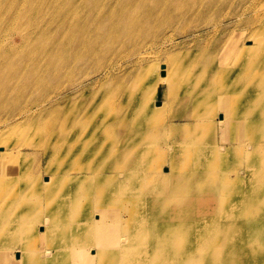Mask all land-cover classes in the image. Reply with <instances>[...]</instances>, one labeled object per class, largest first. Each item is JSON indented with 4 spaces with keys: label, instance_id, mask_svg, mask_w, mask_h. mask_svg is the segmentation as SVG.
Listing matches in <instances>:
<instances>
[{
    "label": "bare ground",
    "instance_id": "6f19581e",
    "mask_svg": "<svg viewBox=\"0 0 264 264\" xmlns=\"http://www.w3.org/2000/svg\"><path fill=\"white\" fill-rule=\"evenodd\" d=\"M32 1L0 0L10 4L0 10V33L22 31L24 24L32 50L23 53L22 46L20 51L0 39V128L6 129L0 133L5 138L0 141V264H223V258L232 264H264V69L260 67L264 61L255 67L251 56L253 51L264 58V38L257 41L260 32L252 36L250 48L236 51L229 46L234 54L229 65L223 58L226 41L217 40L202 47L208 58L198 67L189 62L180 66L184 72L161 69L152 81H134V88L121 91L126 109L119 117L88 116L81 114L80 106L74 115L56 114L52 126L45 125L38 135L36 131L30 138L20 135L23 128L31 132L34 119L48 113L62 92H52L44 82H69L62 64L67 62L58 58L57 51L67 50L74 56L68 58L81 65L90 58L88 68L106 79L111 74L107 70L121 61L117 65L109 61L105 67L100 62L120 54L121 48H139L158 38L161 46L172 44V32L189 15L210 16L212 24L203 27V36L217 35L226 31L223 19H239L256 0H147L149 5L144 0H38L41 5L30 8ZM46 17L54 25L42 30L50 31L49 36H35L33 27L41 26ZM236 55H250V76L245 72L247 63L236 60ZM143 57L139 51L131 60ZM221 72L226 74L221 77ZM149 73L145 70L142 75ZM87 74L86 69L83 78ZM241 75L251 87L234 94L245 109L218 115L220 137L206 120L208 109L205 114L174 111L161 129L154 128L166 106L171 111L176 101L188 99L200 107L213 99L210 92L189 99L185 89L180 100L165 99L163 84L176 87L184 77L189 88L206 87L216 93L225 84L234 85ZM19 78L26 86L12 84ZM154 83L164 99L150 112ZM36 91L42 99L28 107L26 100L39 97L34 96ZM222 100L214 99L211 112ZM256 112L260 117L248 121L247 115ZM144 114L142 133L135 140L132 122ZM245 123L248 131L232 136L231 131ZM171 125L180 127L181 133ZM196 127L205 136L202 142L189 131ZM113 129L118 130L113 134ZM12 139H19V144ZM40 146L47 172L43 177L40 165L28 173L29 154L22 152L24 147L35 153ZM245 149L243 157L236 156ZM242 163L246 172L239 175ZM143 187L146 193L137 195Z\"/></svg>",
    "mask_w": 264,
    "mask_h": 264
},
{
    "label": "rangeland",
    "instance_id": "374dc122",
    "mask_svg": "<svg viewBox=\"0 0 264 264\" xmlns=\"http://www.w3.org/2000/svg\"><path fill=\"white\" fill-rule=\"evenodd\" d=\"M192 1L188 2L191 3ZM185 3V2H182ZM144 5H149V1L144 0ZM181 5V3H178ZM39 5H41V2L38 0H33L30 8H36ZM262 5V6H261ZM165 6L163 5V8ZM180 7V6H179ZM10 8V4L1 2L0 3V10L3 11L5 9ZM29 9V7H24V9ZM28 9L25 11L28 15ZM169 10V8L165 9L163 12ZM163 12L157 11L156 14H159L158 16H162ZM171 12L174 13V10L171 9ZM1 18V15H0ZM232 18V17H229ZM228 17L223 19L224 23L222 26L226 28V31L219 32L217 35H207L203 36V34L206 32V28H203L205 26L208 27V24H212V18L209 16H196V15H189L184 23L181 25H177V28L172 32L173 33V43L172 44H162V39L158 38L154 42L147 40L145 44L139 48L130 49L125 47L124 49L121 48V53L114 56L112 59H104L100 63L103 67H105L108 62L112 61L111 64L117 65L119 62V59L121 61L120 65L113 69H108L107 73H111L106 79H103V76H97V73L93 72L95 69L88 68V65L86 63H89L91 61L90 58H88L84 63V65H81L79 62H77L76 59H69L68 56L70 55L67 50H61L57 51L58 58L63 59L67 62V64H63L64 68L67 70V75L69 76V79L62 81H51V82H44L46 86L51 87V91L55 93H59V91H62L58 97L53 102V108L49 110L48 113H44V115L37 117L34 119L33 126H30L31 132L28 134L24 131V128L20 135H24L25 137H33V133L36 134L39 131H43V127L45 126L47 129H49L52 124L54 123V117L56 114L59 115V118L65 117L67 115H74L77 113L78 108L82 106L81 114H85L92 117H102L104 115L110 116L111 118L119 117L121 112L126 109V105L122 102L125 99L124 96L121 97V91L130 90L134 88V81H140L143 78L148 79L149 81H152L154 79V76L157 75L160 76V73H157L158 70L161 69H167L170 70L171 68H174L175 70L183 71V65L189 64L193 65V67L200 66V63L204 61V59L208 58V55H203L205 51H202V47L209 46L211 44H214L217 40L219 41H226L224 46L225 48V54L223 58H225V62L227 65L230 64V61L232 58H234V54L230 52V45H233L232 47L235 48L236 51H238L241 46H244V48H250L249 45H252L251 41L253 39L252 36L256 34L257 32H260V37L257 38V41H259L260 38H264V30L262 29L264 27V0H256L252 6L250 7L249 11L245 12L239 19L233 18L229 19ZM236 19V20H235ZM46 22H43L41 26L33 27L34 35L35 36H41L43 38H47L50 34L49 32H42L43 29L54 27L52 24V21H47L48 17L45 18ZM44 20V21H45ZM229 20V21H228ZM228 21V22H227ZM23 25V26H22ZM20 28H22V31H16V33L11 34L10 32L6 30H2V33H0L1 41L9 42L10 44L14 45L15 47H18L20 50V46L23 48V53L32 52L31 48L27 46V40L29 37L28 31L25 29L24 24H22ZM211 26V25H210ZM232 31V32H231ZM230 35V36H228ZM263 35V36H262ZM251 36V37H250ZM4 37V38H3ZM240 37V38H239ZM51 39L48 40L50 42ZM150 41V42H149ZM256 41V40H255ZM3 45H5V43ZM250 42V43H248ZM166 46V47H165ZM249 46V47H248ZM158 48V49H157ZM152 49V51H151ZM238 49V50H237ZM56 50V49H55ZM234 50V49H233ZM21 51V50H20ZM144 52L145 58L143 57L142 60L139 62H135L134 60H131L133 56L137 52ZM179 51V52H178ZM149 53V54H148ZM254 52L251 51L252 59L254 58V65L258 67V65L261 64V60L264 61V58L262 56H259L254 54ZM0 56H2L0 54ZM147 56V57H146ZM256 57V58H255ZM67 58L69 59V62L67 61ZM76 58V57H75ZM130 58V59H129ZM175 58H177L175 60ZM175 60V61H174ZM236 60H240L244 63H247L245 72L247 76H250L251 70H253L252 62H250V55L240 57L236 55ZM167 62V63H166ZM62 64L60 66L62 67ZM210 67L211 64H208ZM179 66V67H177ZM114 67V66H113ZM264 69V62L260 65ZM87 69V77H84V71ZM146 71H148L149 74L143 76L142 74ZM256 70V69H255ZM184 72V71H183ZM226 73H219L221 77H223ZM244 76H239L235 78L234 85H228L225 84V89L217 91L216 93L213 92V90H207V88L202 87H188L186 86V80L184 77H181V80L179 84L176 87H170L169 84H163L162 85V91L165 94V99L167 98H175L180 100L182 95V91L185 89V95L189 96V99H192L193 96H197L198 93H206L210 92V96L213 98L212 100H206V103H203L202 106L199 107V103H194L193 105L190 104L191 101L188 99L185 102H182L183 100L176 101L171 106V111H169V106H166L165 110L161 113L159 120L155 124L154 128H162V125L164 126V122H168L171 118L172 112L174 111H182L187 110L194 112V114H205L206 109H208V112L206 113V120L211 123L213 132H216V136L220 137L218 130L220 127L217 125V118L218 115L222 112L229 113H235L237 109H245V107L242 108L241 105H239L237 98L235 96V91L240 92L242 89L245 90V86H250V82L248 84L243 83ZM159 84L162 80H158ZM184 81V82H183ZM13 85L16 86H26L25 79H17L11 81ZM75 84L78 82L79 86L76 88L73 86H69L71 83ZM8 84L9 82L6 81ZM79 87V88H78ZM180 87V88H179ZM188 87V88H187ZM156 83L153 84V87L150 89V99L151 102L148 106V110L151 112V110L162 104L164 97L162 98V95L160 92H158L156 89ZM175 89V90H174ZM49 90V89H48ZM175 91V92H174ZM179 91V93H177ZM114 93V94H113ZM38 94L39 97L32 100H26L25 105L28 107L33 106L35 103H37L40 99H42L40 96V93L37 91L35 92L34 96ZM37 95V96H38ZM115 95V96H114ZM33 96V95H32ZM224 96V97H221ZM216 97L223 98V100L219 103H216L218 108L216 109V112H211L210 110V104L214 101ZM240 99V98H238ZM235 100V101H233ZM80 104V105H79ZM108 105L114 106L117 111H113L108 107ZM191 105V106H189ZM247 108V107H246ZM53 112V113H51ZM117 112V113H116ZM213 115L211 116L210 115ZM15 114V113H14ZM57 117V116H56ZM260 117L259 113H250L247 115L248 121L253 122V120H256ZM44 121V119H46ZM146 118L145 114L137 117L132 123L136 129L135 133V140H138L141 135V128H142V120ZM116 121V120H115ZM147 119L145 120V122ZM38 122H41V125L38 127ZM47 124H46V123ZM49 122V123H48ZM176 133H181L180 127H175L174 125H171ZM37 129L35 130V128ZM242 127V129H240ZM240 128L234 129V132L231 131L232 136L235 135L237 132H241L244 134L247 129H249V124L245 123L242 124ZM0 128V133L5 131L6 129ZM157 129V130H159ZM118 129H113L112 133L116 132ZM189 131H194L200 136L201 142L205 140V136L201 135V129L199 131V128H191ZM25 132V133H24ZM28 135H27V134ZM38 135V134H37ZM46 135V131H45ZM44 136V133H40V138ZM222 138H225V136H221ZM7 138H11L10 136ZM37 138V137H36ZM38 137V140L40 139ZM47 138V137H46ZM253 139V138H251ZM257 139V138H256ZM5 138L3 136L0 137V141H4ZM207 140H209L207 138ZM11 142H20L19 139H12ZM46 142V141H44ZM252 142H249L248 144L251 145ZM257 144V142H254ZM204 145V144H203ZM219 146H226L228 147V144L220 143ZM37 150H35V153H33V150H28L24 147H22V152L26 153L28 152V164L29 168L28 173L33 172V169L40 165L41 166V177L45 175L47 172L44 169V159L41 158V150L44 149L43 146H40L39 148L35 147ZM241 149V148H240ZM220 150V149H219ZM222 150V149H221ZM30 152V153H29ZM238 154L236 156H244L247 152V149L244 151H237ZM234 156V158L236 157ZM264 159V158H263ZM259 163V162H257ZM264 165V164H261ZM163 168V167H162ZM162 168L160 169V172H162ZM246 165L242 163L237 173L240 175L243 172H246ZM261 169L264 170V166L261 167ZM225 175L227 173H224ZM233 173L230 172L229 175H232ZM29 180H32L31 175H29ZM28 179L27 185L30 184ZM41 178L39 179V181ZM228 181V180H227ZM17 191V188L15 189ZM30 190V189H29ZM28 192L30 193L31 190ZM140 194L146 193V187L141 188L140 191H138ZM233 196H237V194H232ZM239 196V195H238ZM38 228V225H36L35 230ZM208 251V250H207ZM209 252V251H208ZM222 261L223 264H232L229 258H223Z\"/></svg>",
    "mask_w": 264,
    "mask_h": 264
}]
</instances>
